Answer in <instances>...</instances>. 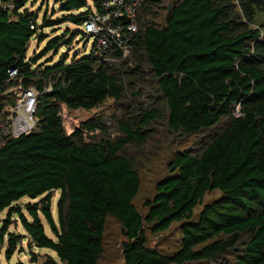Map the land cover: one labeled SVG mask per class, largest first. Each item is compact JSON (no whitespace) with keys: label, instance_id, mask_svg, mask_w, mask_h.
<instances>
[{"label":"trees","instance_id":"1","mask_svg":"<svg viewBox=\"0 0 264 264\" xmlns=\"http://www.w3.org/2000/svg\"><path fill=\"white\" fill-rule=\"evenodd\" d=\"M27 1L0 0V93L17 80L51 90L38 97L36 129L0 148V213L8 208L9 215L0 230V243L8 236L6 258L23 240L8 231L16 215L29 247L53 251L62 264H97L109 218L124 237L121 264H264V0H174L168 13L162 0H145L127 58L100 62L88 54L66 63L64 55L46 66L27 60V49L31 38H45L40 27L59 20L44 15L38 24V13L24 9ZM54 1L67 13L64 21L82 25L87 18V12L74 13L85 0ZM9 2L11 12L3 7ZM78 32L63 37L71 41ZM58 42H47L44 53ZM11 68L18 73L8 83ZM146 84L150 101L119 119L115 139L86 137L104 131L100 117L66 131L67 110L139 97ZM155 123L180 137L203 132L206 138L174 153L169 174L155 183L141 212L134 203L139 166L125 148L148 142ZM53 191L60 193L56 220ZM212 191L219 197L194 218ZM24 196H43L23 206L29 218L12 205ZM40 215L55 239L46 235ZM173 223L180 231L175 250L149 246L147 230L158 235ZM30 254L35 262L37 254Z\"/></svg>","mask_w":264,"mask_h":264},{"label":"rangeland","instance_id":"2","mask_svg":"<svg viewBox=\"0 0 264 264\" xmlns=\"http://www.w3.org/2000/svg\"><path fill=\"white\" fill-rule=\"evenodd\" d=\"M87 1V6L74 11V13L85 12L90 4V0ZM164 5H168L171 2V7L174 0H162ZM61 3L55 2L54 0H28L25 4L24 9L29 12H37V23H41L42 16L45 15L46 19L49 21H58L51 26L40 27L41 33L45 34V38L38 42L36 37L31 38L29 46L27 49V60L35 59L36 65H51L54 62L59 61V59L66 55V63L70 62L72 58H79L88 55L90 47L92 44V37L84 35L80 25H75L72 22L62 18L67 13L60 9ZM239 13L240 10L236 8ZM162 12L158 17V22H163ZM254 26V25H253ZM78 30V34L71 41H68V37H63L70 30ZM63 37V38H62ZM59 38V42L56 47L52 50L44 53V48L47 42ZM56 49V52H55ZM118 63V62H117ZM114 67H118V64ZM142 89V95L139 97L129 96L123 101H115L111 98H107L98 107L93 108L90 111L72 109L67 110L65 113L66 117L63 121L66 131L69 133L78 126L81 121L87 120L89 118L100 117L101 123L104 127V131L97 129L94 133L96 138L104 137L106 139H115L117 136L121 135L117 128V122L119 119H126L128 116L135 114V110L139 104L144 105L150 101L152 94V89L146 84ZM237 110V107H236ZM153 127V136L148 142L143 145H128L125 150L130 157L139 166V177H140V188L138 195L136 196L134 203L141 212L145 209L142 207L144 199L152 197L154 194L155 183L164 178L169 174L168 162L172 159V156L176 151L194 149L198 146L206 137L204 133H198L194 135H186L183 137L177 134L170 133L166 130L165 126L160 123H155ZM94 138V139H96ZM219 191H212L205 194L202 203L198 205L194 212L196 218L198 212L200 211L202 205L206 202L214 200L219 197ZM44 196V195H43ZM43 196L37 198H29L24 196L13 202L12 205L20 206L23 208L25 204L36 203ZM60 196L59 191L51 192V212L53 218L57 219V209L56 203ZM23 213L29 218L27 211L23 208ZM9 217L8 208L4 209L0 213V230L3 222ZM42 222L45 227V233L48 237L55 239V236L50 231L45 219L40 215ZM8 231L16 232L23 235V240L18 244L16 250L12 253L10 258H6V240L7 235L4 236L3 242L0 243V264H17L22 262L24 264H44L48 259L52 258L55 264H62L56 254L47 249L32 247L28 245V236L26 235L18 217L16 215L10 216V222L8 224ZM147 235L149 239V246L156 247L162 251H172L178 245L180 238V231L178 229V223H173L171 227L158 235L152 234L147 230ZM124 240L121 234V227L113 218H109L106 223V230L104 235V252L98 260L97 264H121V249L120 243ZM21 249V250H20ZM37 254V259L35 262L32 261V255L30 250ZM200 264H215L212 262L200 263Z\"/></svg>","mask_w":264,"mask_h":264},{"label":"built area","instance_id":"3","mask_svg":"<svg viewBox=\"0 0 264 264\" xmlns=\"http://www.w3.org/2000/svg\"><path fill=\"white\" fill-rule=\"evenodd\" d=\"M86 6H87V1ZM145 0H90L87 18L81 28L84 35L92 37L88 54L100 62H116L132 52V40L138 30L137 10ZM12 11V3L3 4ZM17 69H9L6 82L14 80ZM8 82V83H9ZM46 86L38 90L14 81L0 93V148L12 138L36 129V107L39 95L50 92Z\"/></svg>","mask_w":264,"mask_h":264},{"label":"water","instance_id":"4","mask_svg":"<svg viewBox=\"0 0 264 264\" xmlns=\"http://www.w3.org/2000/svg\"><path fill=\"white\" fill-rule=\"evenodd\" d=\"M171 9V2L167 5V13L170 11ZM86 137L90 138V139H94L96 138V134L95 133H86Z\"/></svg>","mask_w":264,"mask_h":264}]
</instances>
